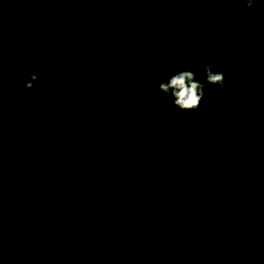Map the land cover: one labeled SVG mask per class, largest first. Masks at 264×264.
<instances>
[{"label":"trees","instance_id":"16d2710c","mask_svg":"<svg viewBox=\"0 0 264 264\" xmlns=\"http://www.w3.org/2000/svg\"><path fill=\"white\" fill-rule=\"evenodd\" d=\"M262 26L264 0H0V264H264ZM185 69L194 111L158 89Z\"/></svg>","mask_w":264,"mask_h":264},{"label":"clouds","instance_id":"9594fccd","mask_svg":"<svg viewBox=\"0 0 264 264\" xmlns=\"http://www.w3.org/2000/svg\"><path fill=\"white\" fill-rule=\"evenodd\" d=\"M223 2V0H221ZM229 2L243 3L244 7L254 10L257 0H229ZM264 27V26H262ZM2 47V46H0ZM28 68L22 72L20 83L25 89L31 90L38 80L36 72L28 70L36 67L40 56L36 52L30 53ZM204 78L208 84L216 86L217 88H224L227 84L223 72H213L212 65H205ZM3 83V74L0 70V84ZM205 84L197 77L193 70L185 69L176 71L175 74L168 76L158 85L159 92L168 95L173 100V105L181 111H194L200 108L201 101L204 96ZM172 224L166 225V231L172 230ZM180 224H176L175 228L179 230Z\"/></svg>","mask_w":264,"mask_h":264}]
</instances>
